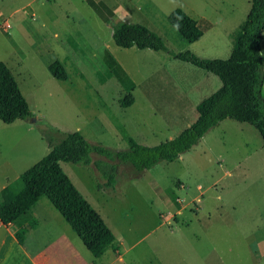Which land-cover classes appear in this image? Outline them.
Segmentation results:
<instances>
[{
  "label": "rangeland",
  "instance_id": "1",
  "mask_svg": "<svg viewBox=\"0 0 264 264\" xmlns=\"http://www.w3.org/2000/svg\"><path fill=\"white\" fill-rule=\"evenodd\" d=\"M251 1L0 0V61L35 115L0 119V179L16 176L11 165L22 172L40 160L50 140H60L56 129L116 149L129 146L127 136L146 145L177 136L221 79L165 50L118 46L112 24L126 13L125 20L148 26L177 52L227 58L234 44L227 31L246 18ZM176 7L202 28L213 26L188 41L171 22ZM56 60L67 79L49 70ZM193 69L208 72L212 83ZM199 80L205 86L190 90ZM129 93L134 103L122 106ZM61 165L115 233L125 256L117 264H264V140L248 122L225 118L179 158L141 174L120 165L115 191L99 187L104 179L94 163ZM41 201L44 227L60 224L77 235L48 197Z\"/></svg>",
  "mask_w": 264,
  "mask_h": 264
},
{
  "label": "trees",
  "instance_id": "2",
  "mask_svg": "<svg viewBox=\"0 0 264 264\" xmlns=\"http://www.w3.org/2000/svg\"><path fill=\"white\" fill-rule=\"evenodd\" d=\"M170 19L190 42L203 35L197 20L181 7L171 11ZM112 28L118 46L168 51L177 59L213 72L222 85L197 105L198 116L194 122L174 138L156 145H146L127 136L129 146L116 149L90 142L80 131L56 129L60 140H50V151L1 190L0 219L4 224L21 220L25 212L46 196L97 259L109 249H119L117 237L63 169L62 161L85 166L94 163L100 178L104 179L99 181V187L115 191L120 165L132 166L138 175L161 161H174L225 118L254 125L264 140V77L261 74L264 66V0L251 1L247 17L234 33V45L228 58H201L191 50L177 52L169 48L157 32L140 22L119 19ZM48 68L56 78L67 79V71L60 60L52 62ZM134 100V94L129 93L121 104L130 106ZM34 116L13 71L0 61V119L12 123L18 118L32 119ZM94 154L100 157L94 160ZM31 224L35 225L36 220L32 219ZM25 233V229L17 233L19 241H23Z\"/></svg>",
  "mask_w": 264,
  "mask_h": 264
},
{
  "label": "crops",
  "instance_id": "3",
  "mask_svg": "<svg viewBox=\"0 0 264 264\" xmlns=\"http://www.w3.org/2000/svg\"><path fill=\"white\" fill-rule=\"evenodd\" d=\"M187 13L191 15L189 12ZM126 15L127 14L125 13L124 14L125 17L122 16L124 20L126 19ZM191 16L197 20L198 26L203 30V35L200 37L202 38L206 33L205 30L211 29L213 23L207 22L205 27L202 28L203 26L201 25L199 20L193 15ZM242 22L243 20L233 29L231 28L230 30L227 31V34L230 35V38H232L233 42H234V33L239 28ZM193 70H194L193 73H195L196 76L199 74H204L205 78L208 81H210V83H212L211 75L208 72L203 73L200 71V69H193ZM202 80L201 81L199 80L198 84L194 83L193 86L190 88V90L199 91V89L205 86V82ZM218 88H216V90ZM263 89H264V83H263ZM206 97L207 96H205L204 98ZM204 98H202L199 101V103ZM190 124L191 122L188 123V126ZM11 168L16 173V176L12 179L10 178V176L3 177L4 178L3 180L0 179V192L8 184L17 180L20 177L21 173L25 171L24 170L22 172L19 171L17 172L16 167L14 165H11ZM3 173H6V171L3 170ZM0 176H1V172H0ZM44 208H46V205L43 204L40 199L33 208H31L21 216V220H13L8 224H4L0 219V264H117L118 261L119 262L125 261V256L124 254L121 253L120 243L118 240L117 242L119 244V249L117 251L109 249L108 251H111L110 253L106 255V253L108 252L107 251L102 258L97 259L93 256L89 248L86 246V244L83 242V240L80 238L78 234L75 235L69 229L60 226V224L51 226L50 228L44 227L43 221L41 220V218H38L39 210ZM53 218L56 219L55 217ZM32 219L36 220L35 225L31 224ZM24 229L26 230V233L23 241L21 242L17 237V233ZM259 249L261 255L264 256V240H261L259 242Z\"/></svg>",
  "mask_w": 264,
  "mask_h": 264
},
{
  "label": "built area",
  "instance_id": "4",
  "mask_svg": "<svg viewBox=\"0 0 264 264\" xmlns=\"http://www.w3.org/2000/svg\"><path fill=\"white\" fill-rule=\"evenodd\" d=\"M5 24H6V26H10V23H8V21H5Z\"/></svg>",
  "mask_w": 264,
  "mask_h": 264
}]
</instances>
